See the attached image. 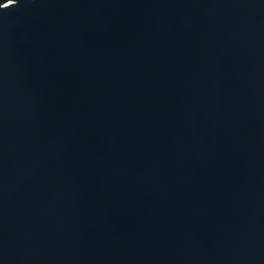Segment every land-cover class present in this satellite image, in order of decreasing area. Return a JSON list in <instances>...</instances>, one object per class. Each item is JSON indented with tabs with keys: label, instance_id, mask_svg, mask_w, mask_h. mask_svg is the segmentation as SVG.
<instances>
[{
	"label": "water",
	"instance_id": "95a60500",
	"mask_svg": "<svg viewBox=\"0 0 264 264\" xmlns=\"http://www.w3.org/2000/svg\"><path fill=\"white\" fill-rule=\"evenodd\" d=\"M0 264H264V0H0Z\"/></svg>",
	"mask_w": 264,
	"mask_h": 264
}]
</instances>
